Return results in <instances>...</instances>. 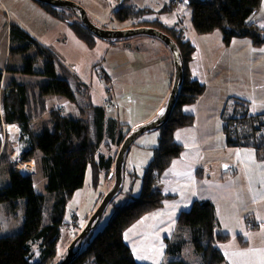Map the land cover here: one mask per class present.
<instances>
[{"label": "trees", "instance_id": "trees-1", "mask_svg": "<svg viewBox=\"0 0 264 264\" xmlns=\"http://www.w3.org/2000/svg\"><path fill=\"white\" fill-rule=\"evenodd\" d=\"M30 1L42 7L56 21L67 24L88 48H93L98 42L99 39L79 19H75L73 13L36 0ZM261 1L188 0L192 28L200 36L221 31L225 45L233 38H247L253 46H261L264 44V30L248 22ZM146 12V9L124 6L114 12V18L124 21ZM74 19L77 21L73 22ZM161 25L158 23L157 29L174 40L184 66L178 100L170 118L159 128L152 159L143 172L140 193L137 196L129 193L126 197L129 199L114 207L108 223L90 240L87 236L85 247L81 249L80 246L67 264H140L124 241V233L171 198L159 191L157 184L183 151L182 145L174 141L175 131L194 122L193 115L178 108L195 103L203 93L204 85L191 79L186 72L194 47L184 38V29ZM8 54L4 69L0 68V126L18 127L19 140L26 144L20 153V162H35L37 173L45 179V191L53 200L45 220L44 196L34 191L32 175L14 171L13 164L8 161L12 152L7 153L5 147L0 153V163H8V183L0 186V204H6L9 216L15 217L22 210V227L16 233L0 236V264H55L57 243L66 225L64 214L68 201L83 186L87 169L94 188L98 187L102 173L110 176L117 152L131 131L127 124L107 116L103 106L92 104L86 84L48 47L14 22L8 27ZM12 56L19 57V64L15 67L9 62ZM97 73L110 101L112 80L105 71ZM17 77L36 80L25 83L18 81ZM52 96L75 106L77 114L67 115L60 108L48 111L47 102ZM229 102L226 107L231 105L232 113L227 115L224 109L220 114L227 146L253 148L264 159V112L249 115L245 111L246 101L236 98L232 104ZM236 126L243 127L245 131L238 132ZM246 129L255 133L249 136ZM109 144L119 147L113 159L105 158L99 151L101 146ZM130 175L134 178L133 174ZM218 228L214 204L210 200H194L188 209L181 210L176 216L174 238H165V255L171 258L169 264H189L175 259L188 245L199 256L200 264H225L218 244L227 242L230 236L218 232ZM238 237L246 243L241 236ZM35 245L38 247V259L33 262L31 253Z\"/></svg>", "mask_w": 264, "mask_h": 264}, {"label": "crops", "instance_id": "crops-1", "mask_svg": "<svg viewBox=\"0 0 264 264\" xmlns=\"http://www.w3.org/2000/svg\"><path fill=\"white\" fill-rule=\"evenodd\" d=\"M1 4V7L5 9L4 11L9 12V21H16L17 24L22 26L33 37L48 47L67 68H70L83 83L89 86L90 98L93 104L102 106V98L107 99L106 93L100 79L92 71V67L94 64L99 63L98 61L102 60L103 57L109 56L107 53L111 49L109 44L97 42L95 47L90 50L82 41L77 39L67 24L50 18L54 23L49 28L44 29L40 27L36 29L37 21L32 22V20L26 18L19 19L14 15L12 18L10 17V9L12 7H10L8 0H6V6L10 9L4 7L3 3ZM41 21L40 19L39 22ZM249 23L264 30V17L261 20L255 19ZM3 25L4 23L0 22V31L3 30L4 32L1 37L4 35L8 37V29L5 31L2 27ZM162 25L164 28H173V26ZM190 37L195 43L194 59L201 61L200 67L204 91L193 105L182 107V112L194 114V123L191 127L175 131L173 138L175 140V138L179 137L184 140L182 141L184 150L166 169L157 185L159 191L164 195L171 196V198L166 199L160 209L144 217H149L146 219L149 220L155 231L158 227L163 226L171 217L175 216L176 218L178 213L189 207L194 200H210L215 206L220 228V212L228 211L226 202L229 204L235 199V196L238 194V187L241 184L249 203L246 204L245 208L237 211V218L235 221L232 220L230 228L217 229L218 232L230 236L227 242L222 243V248H219L224 255L225 264H264V243L251 246L248 239H245L244 235L241 234L242 230L247 228L257 229L258 232L261 228H264V159L261 156L259 157L255 150L251 148L228 147L226 145L219 113L222 99L226 94H235V96L245 99L250 98L247 94V87L236 86L232 83L231 77L228 76L231 71V63L234 66L237 64L240 66L248 60L235 56L231 61L224 63L221 60L222 55L218 57L216 55V58H214V51L220 47H224L225 51L230 46L236 45H232L230 42L226 46L218 36L214 38L217 41L220 39L218 46H212L210 43H207L208 38H205V35H198L196 38L193 34H190ZM2 42L4 46L3 50L7 51L8 43L6 48V44L4 41ZM146 43H149L150 48L148 50L152 49L151 53L148 50L139 53L134 49L131 52L130 49L115 47V49L118 48L115 51L120 54L121 60H116L114 67L108 64L112 68H109L108 71L106 69V73L117 90L119 86L120 92L116 95L113 94V97H111L109 108L107 109L109 113H106L107 116L114 114L112 111L114 107L113 100L121 103L122 99L126 98L131 99V102L127 103V106L131 107L132 114L140 118V121L136 123L137 125L153 121L163 109L169 92L170 76L172 74L170 68L173 66L172 57L168 48L160 40L153 42L152 40L151 42L146 41ZM241 44L249 48L253 53L264 51V44L258 47L253 46L250 41L241 42ZM138 54H141L143 57L139 58L135 56ZM137 58L139 61H137ZM194 59L192 63H194ZM5 63L4 61L0 65V68H4ZM161 68L163 69L161 70ZM192 70L193 67H190L191 76ZM220 71L225 72L224 77L226 80L223 86L222 84H218L217 78L215 80L213 76L219 75ZM153 75H156L159 84L164 86L162 90L158 91L154 88L157 84L152 80ZM209 76L213 80L211 84L206 81V78ZM195 77L198 78L197 75ZM252 93L256 94V91L252 90ZM208 94H212V96L206 98ZM244 94L247 95L245 96ZM263 112V101L253 105L251 111H248L250 115ZM3 125L4 127L0 130V153L7 147L5 151L7 153L12 152L8 161L15 166L16 162H20L21 147L24 149L26 144L19 140V129L17 126ZM8 126H14L15 132H9ZM153 141L157 144V138L149 139V142ZM186 148L190 149V151L188 150L189 154L186 153ZM27 164H32V168L27 174L23 175L36 174L34 162L31 161ZM7 171L8 163H0V184H7ZM14 171H16L15 168ZM232 180L235 181L237 190L231 186ZM228 214H230V211ZM175 218L170 220H175ZM128 229L124 233V241L132 250V238L127 233ZM237 234L246 243H242L241 241H238V243L230 242L231 237ZM228 242L233 247L232 249L225 247Z\"/></svg>", "mask_w": 264, "mask_h": 264}, {"label": "rangeland", "instance_id": "rangeland-1", "mask_svg": "<svg viewBox=\"0 0 264 264\" xmlns=\"http://www.w3.org/2000/svg\"><path fill=\"white\" fill-rule=\"evenodd\" d=\"M8 1L10 3V7H12L11 9L6 6V0H0V22L4 23L2 27L5 29V31L8 29L9 24L12 23V21H9L10 19L9 14H8L9 12L4 11L5 9L1 7L2 5L1 3L5 5L4 7L10 9L11 18L14 15L18 17L19 19L26 18L28 20H32V22L37 21L38 23L36 24V29L40 27L44 29L49 28L50 25L54 23V21H51L53 17L50 16L42 7H39L36 3H31L32 1L31 2L29 0H8ZM65 1L73 2L76 5L83 8L87 14L88 20L94 26L100 29H103V30L122 31V30H133V29H138V28H150V29H155V30L160 31L161 29L160 30L157 29L158 23L169 25V27L173 26V28H176V29H180L183 27L184 38L189 40L191 42L190 44L194 47V51L191 54V59H189L188 64L186 62L187 64L186 72L189 73L191 79L193 80L195 79L199 81L201 84H204L203 78L201 75V67H200L201 61H199L198 59H194L195 58L194 57L195 56V43L193 40H191L192 38L190 37V34H193L195 37L198 35L195 33V31L192 28V24L190 20L191 10L189 9V6H188V0H65ZM124 6H133L137 10L146 9L147 12L142 13L139 16L134 17L129 20L119 21L116 18H114V12ZM263 17H264V0L261 1L259 10L256 13H253L249 17L248 21L251 22V21H254L255 19L261 20ZM40 19L42 20L41 22H39ZM75 19L77 18L75 17ZM75 19L73 20V22L77 21ZM6 20H8L9 22L7 21L6 23ZM13 22L16 23V21H13ZM161 26L164 27L163 25ZM2 33H4L3 30L0 31V65H2L4 61L7 62L9 59V54L7 52L8 50L7 51L3 50L4 46L2 42L4 41V43L6 44V48H7L8 37L5 35L1 37ZM205 36H206L205 38H208L207 43H210L212 46L213 45L218 46L220 42V39L218 41L214 40L215 36H218L219 38L222 39V34H221V31L219 30L214 31L211 35H205ZM151 38H154V37H149L147 35H139V36H132L129 38H124V39L113 40V41L98 40V42L109 44V47L111 49H109V51L107 52L109 56H106V58L103 57L102 60L98 61L99 63H96L93 65L92 71L95 73V75L98 76V78L101 81V78L97 72L98 71L106 72V69L108 71L109 68H112L108 64H111V66L114 67L115 66L114 64L116 63L115 61L121 60L120 54L116 53L115 50H117L118 48L130 49L132 52L134 49L135 51L142 53V52H145V50H148L150 48L149 43H146V41L151 42L152 40L153 42L155 40H158L157 38H154V39H151ZM245 41L248 42L249 40L247 38H233L230 42L232 45H236V46H230L229 49L225 51H224V47H220V48H217L216 51H214V58H216V55L217 57L222 55L221 60L224 63L231 61L235 56L242 57L248 60V61H245L240 66L238 64L234 66L231 63V71L229 72L228 76L231 77L232 83H234L236 86L247 87V94H248V97L250 98L245 99L242 97L235 96V94H226V96L223 97L222 102H221L220 112H219L220 114L225 109V113L227 112V115H230L232 113L231 105L228 107L226 106L227 104L230 103L229 101H231V104L235 102L236 98L246 101L245 103L246 112L251 111V108L253 107V105L258 104L259 102H262V101L264 102V51H260V52L256 51L253 53V51H251L249 48L241 44V42H245ZM115 47H118V48L115 49ZM89 49L91 50L93 48H89ZM148 51L151 53L152 49ZM135 56L139 58L143 57L141 56V54H138ZM193 59H194V63H192ZM171 60L173 62V59ZM105 61L107 62V64H105L106 63ZM137 61H139L138 58H137ZM9 62L12 67H15L19 64V57L12 56ZM189 66L193 67L192 76L189 71V68H190ZM162 69L163 68H161V70ZM170 69L172 71V74L170 76L169 92H168L167 100L169 98V95H170V92L173 86L174 65L171 66ZM196 75L198 78L195 77ZM224 75H225L224 71H220L219 75L217 76L213 75L215 80L217 78L218 84H222V86L224 85L225 80H226ZM156 77H157L156 75H153L152 80L153 82L157 84L154 88L159 91V90H162L164 86L159 84V81L156 79ZM19 78L21 77H17L16 79L18 81H22L25 83L36 80L35 78H29V79L28 78L19 79ZM206 81H208V83L210 84L213 83V80L210 78V76L206 78ZM124 84H125V81H124ZM86 86L88 87L89 94H90V88L87 84ZM110 87H111L110 94H112L111 97H113V94L114 95L119 94L120 92L119 86L117 90L116 87L114 86V83L112 84L111 82ZM104 90H105L104 92L106 93L105 96L107 99L102 98L101 104H103L102 106L104 107L106 113H109L107 109L109 108L108 106H109L110 101L108 100V91H106L105 86H104ZM252 90L256 91V94L252 93ZM247 94H244V95L246 96ZM210 96H212V94H208L206 98H209ZM199 97L197 98V100L199 99ZM167 100H166V103H167ZM113 101H114V104H113L114 107L112 108V111L114 114L110 115L109 117L116 119L119 123L127 124L128 128L131 129V130L129 129V132L131 131L130 133H133L135 128L141 125H144V124H141V125L136 124L137 122L140 121V118L139 116H135L134 114H132L131 107L127 106V103L131 102L130 98H126L124 100L122 99L121 103H119V101L117 100H113ZM91 103L93 104L92 100H91ZM193 104H189V105H193ZM183 106H187V105H183ZM183 106H180L178 110L182 111ZM174 107L172 111L174 110ZM53 108H60L62 112L67 115L77 114L76 113L77 110L75 106L70 105L66 100L60 99V97H57V96H52V97H49L48 99L47 110L50 111ZM185 114L193 115L195 119L194 114L192 113H185ZM122 120L124 121L122 122ZM193 123L190 126L183 127V128L191 127L193 126ZM3 127L4 125L2 124L0 126V130H2ZM235 128L236 130H238V132L243 133L245 131L243 127L241 128V127L236 126ZM246 130L248 131L246 132L249 136L255 133L251 129L250 130L246 129ZM159 132L160 130L158 128V129L152 130L148 133L141 135L132 143V145L129 147V149L125 153V156L123 159V165H122L121 190L105 208L101 219L89 233L88 235L89 240L92 237H94L95 234L99 232L108 223L110 217L112 216L114 212V207L123 204L126 199H129V198H126L127 195H129V193L132 196H137L140 193L143 172L152 159V149L155 147V145H157L156 142L154 141L149 142V139L157 138V142H158ZM222 133H223V129H222ZM174 141L183 146L182 141L184 140L182 138L177 137L175 138ZM21 148H22V151L25 150V148L24 149L23 147ZM118 148L119 147L109 144L107 146L106 145L101 146L99 151L105 158L113 159ZM186 149H187L186 153L189 154L188 150L190 151V149L188 148ZM16 165L14 166L13 164V169L16 167ZM110 172H111L110 176H106L105 173H102L98 187L94 188L92 187L90 183L89 169L86 170L83 186L74 193L73 197L68 201L66 208H65L64 221L66 222V225L61 230L59 242L57 243V254L55 258V264H60L66 258L68 249H69V246L72 240L76 237V235L78 236L82 232L83 228L86 226L89 218L91 217L93 212L96 210V208L99 206L100 201H101L99 199H101V196L105 195L112 188L114 184V163H113V166ZM130 174H133L134 178L131 177ZM30 175H32L34 178V191L44 196L43 217L45 220H47L48 214H49V211L52 205V200H53L52 196L45 191V179L39 173H37V171H36V174H30ZM131 178L133 179V181H131ZM231 184H232L231 186L233 187V189L237 190L236 183L234 180H232ZM5 185L6 183L0 184V186H5ZM248 203L249 202L247 201L246 193L244 192V189L242 185L240 184L238 187V194L235 196V199H233L232 202L229 204H227L226 202L228 211L222 212V213L220 212L221 227L219 228V230H222L224 228L225 229L230 228V224L233 222L232 220L235 221V219L237 218V215H238L237 211L239 209L245 208L246 204ZM22 205H23V202L21 201V206ZM227 207H226V210H227ZM185 209H188V207ZM6 210H7L6 204H3V203L0 204V236L16 233L22 227V216H21L22 210L20 209L17 212V215L15 217L9 216ZM229 211H230V214H228ZM146 218H149V217H144L143 221L142 219L137 221L132 226H130L127 231V233L131 235V238H132L131 246L133 250V257L135 261H137L140 264H169V261L171 260V258L165 255V249H166L165 238H170V239L174 238V234L176 231V218L175 216L171 217L170 219L175 218V220H170V219L167 220L163 226L158 227L155 231L152 228L149 220ZM241 234L244 235L245 239H248L249 244L251 246L260 245L264 243V228H261L259 232L257 231V229L247 228L245 230H242ZM238 241L240 242V239L238 238V234L236 236L231 237L230 242L238 243ZM85 245H86V242H83L81 244V249H83ZM218 246L222 248V243H219ZM225 247L228 249L233 248L231 247V244L229 242L225 245ZM77 251H78V245L75 246L74 253H76ZM31 254H32L31 260L33 262L37 261L38 259L37 245L32 247ZM138 256H146L148 257V259H137ZM175 259H181L182 261H186L189 264H200L199 256L196 253H194L192 247H190L189 245L183 250L180 256L176 257Z\"/></svg>", "mask_w": 264, "mask_h": 264}, {"label": "water", "instance_id": "water-1", "mask_svg": "<svg viewBox=\"0 0 264 264\" xmlns=\"http://www.w3.org/2000/svg\"><path fill=\"white\" fill-rule=\"evenodd\" d=\"M36 1L40 2L41 4H46L55 8L71 11L73 15L80 20L83 26L99 40L113 41V40L124 39L139 35H147L149 37L157 38L168 47L174 65L173 86L165 107L153 121L135 128L134 132L130 133L121 144L114 161V184L112 188L104 195L99 206L89 218L82 232L72 240L66 258L60 263V264H67L68 261L74 255L75 246L78 245V248L81 246V244L84 242V240L89 235L91 230L97 225V223L101 219L102 214L105 208L107 207V205L109 204V202L120 192L122 186L123 159L129 147L138 137L152 130L160 128V126L169 119L172 109L177 101L180 87L182 84L183 66L181 61V54L177 45L169 36H167L162 31H158L150 28H138L133 30H122V31L103 30L94 26L88 20L85 10L73 2L65 1V0H36Z\"/></svg>", "mask_w": 264, "mask_h": 264}, {"label": "bare ground", "instance_id": "bare-ground-1", "mask_svg": "<svg viewBox=\"0 0 264 264\" xmlns=\"http://www.w3.org/2000/svg\"><path fill=\"white\" fill-rule=\"evenodd\" d=\"M178 96H179V94H178ZM7 129L11 133L15 132V130H16L14 126H8ZM16 164L17 165L15 167V170H16V172H19L21 174H27L32 168V164L28 165L27 163H21V162H16Z\"/></svg>", "mask_w": 264, "mask_h": 264}, {"label": "snow or ice", "instance_id": "snow-or-ice-1", "mask_svg": "<svg viewBox=\"0 0 264 264\" xmlns=\"http://www.w3.org/2000/svg\"><path fill=\"white\" fill-rule=\"evenodd\" d=\"M137 259H148L146 256H138Z\"/></svg>", "mask_w": 264, "mask_h": 264}]
</instances>
